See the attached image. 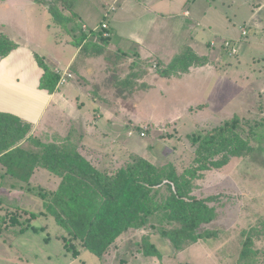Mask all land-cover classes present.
I'll return each mask as SVG.
<instances>
[{
	"label": "rangeland",
	"instance_id": "obj_1",
	"mask_svg": "<svg viewBox=\"0 0 264 264\" xmlns=\"http://www.w3.org/2000/svg\"><path fill=\"white\" fill-rule=\"evenodd\" d=\"M126 1L76 0L72 12L81 18H75L76 22L82 24L81 30H89L107 21L112 22L113 16L115 18L112 23L117 22L114 24L116 30L110 45L106 46V52L101 56H89L88 59L84 55L83 58L80 56L72 66L67 65L61 70V63H56L53 59L60 55L64 61L65 58L69 59L71 52L75 53L73 33L55 27L47 7L36 4L33 0H0V34L10 38L18 46L5 58L0 50V63L5 60L6 65L9 59L18 69L21 64L20 55L13 54L27 50L30 56L34 54L42 57L60 74V80L65 79L64 85H58L56 93L70 100L68 102L71 106L58 104V101L62 102L59 98L55 103L57 107L51 106L46 114L47 119L51 115L54 117L50 125L44 119L38 127L33 126L31 133L37 134L41 142L45 139L43 143H49L50 140L62 143L70 135L76 145H86V151L98 161L101 169L114 170L124 166L131 157L138 156L156 166L172 163L178 173L182 174L193 166L196 158L198 144L194 137L217 127V124H211L217 122L215 117L218 114L215 107H211L209 96L211 87L218 84V77H203L201 85L194 83V79L188 81V86L177 81L167 86V95H160L158 88L156 91L148 89V82L142 88L144 76L152 72L149 83L154 88L157 85L155 79L162 70L160 67L163 68L182 56L185 49L191 52L193 36L201 32L206 35L196 36V41L200 43L199 49L212 59L219 42L215 40L217 45L209 47V40L214 36L204 26L212 22L214 17L222 18L221 14L223 20L218 23L227 24V37L236 44L238 53L243 52V48L252 51V56L247 57L244 64V58L240 63L238 56L226 59L229 66H233V70L227 73L230 76L241 74L243 71L238 70L239 67L242 66L243 70L247 67L250 80L257 78L250 83L251 86L264 88V44L246 43H264V0H196L200 11L192 17L199 18L202 26H197L192 20L188 23L176 13L169 15L164 10L163 13H167L164 19L168 27L166 37L162 42L146 38L143 42L145 47L159 50L160 57L165 61L156 57L140 60L138 53L144 55V47L136 49L132 37H136L135 34H147L144 27L139 26L146 24L150 15L147 12L139 14V4H126L128 12L117 6ZM192 1L183 0L181 4L185 16H190L188 10L193 7ZM167 2L169 0L162 3ZM181 5L179 4V8H182ZM66 12L71 16V13ZM72 27L74 26L69 25L68 28ZM242 32H247V37H243ZM90 40L95 39L89 38ZM28 47L34 51H30ZM197 62L195 60L192 64ZM212 63L217 62L214 60L210 65ZM41 71L43 75L44 72L42 69ZM132 74L138 75V79L132 78ZM126 76L131 83H123ZM233 80L236 81H232L227 87L231 92L227 93V115L224 122L235 120L240 128L234 134L248 139L255 150L248 157L232 159L220 170L207 172L191 192L198 198L214 197L219 200L216 203V206L219 205L217 219L205 227L217 232V239L200 242L178 253L153 229L130 231L101 260L88 251L74 253L67 250L61 240L62 230L54 219L40 217L21 236L13 231L0 232V264H264V233L260 230L264 221V132L256 139L250 137L251 130L254 129L250 127H257L256 123L264 120V103L263 100L255 99L254 94L253 98L246 96L249 91L239 86L238 75ZM220 101L223 106L224 100ZM200 104L205 109L200 110ZM190 106L197 109L190 110ZM207 110L208 115L204 116L203 113ZM77 113L79 117L76 116ZM68 116L77 120L78 124L68 122ZM80 132L82 140L78 137ZM91 132L93 137L89 138ZM95 132L103 136H98ZM130 132L134 133L131 138ZM142 132L146 136L138 137ZM1 171L5 173V164L3 166L0 163ZM11 182L14 181L10 177H7L6 182L0 179V197L3 202L39 209V199L19 188H13ZM31 182L44 189L55 190L60 181L41 168L35 170ZM1 214L5 215L6 212L2 211ZM252 231L261 234V237L253 235ZM147 234H151V241L160 251L161 258L146 257L138 251L141 250L142 238ZM249 234L253 235V246L250 259L246 261L241 259V254Z\"/></svg>",
	"mask_w": 264,
	"mask_h": 264
},
{
	"label": "trees",
	"instance_id": "obj_2",
	"mask_svg": "<svg viewBox=\"0 0 264 264\" xmlns=\"http://www.w3.org/2000/svg\"><path fill=\"white\" fill-rule=\"evenodd\" d=\"M130 1L134 4L141 0ZM33 2L47 7L55 27L73 33L75 41L72 45L81 49V57H96L106 52V46L110 45L115 34L110 21L83 31L80 29L82 24L75 21L79 16L72 12L76 0ZM69 25L74 27L69 29ZM89 38L95 40L89 41ZM230 41L235 44L233 40ZM224 42L222 49L229 54L230 50L225 48ZM215 45L211 44V47ZM17 47L13 40L0 34L3 58ZM191 53L185 49L182 56L160 67L162 70L159 74L172 79L188 71L191 66L205 65L204 59ZM34 58L44 72L39 80V89L54 93L61 79L60 74L42 57L35 55ZM195 60L199 63L192 64ZM132 78L138 79V75L132 74ZM123 83H131L130 78L127 77ZM142 88L145 86L142 85ZM256 125L250 127L254 128L251 130L252 139L264 132V120ZM238 127L240 125L234 120L195 136L198 148L194 164L182 174L172 163L156 166L138 156L131 157L122 167L107 170L99 167L98 161L86 151L85 144L76 145L70 135L62 143L52 140L43 143L45 139L41 142L37 134L31 133V123L0 112V163L6 166L5 173L0 172V179L6 182L7 177L12 178L13 188H19L40 200L39 209L35 210L5 203L0 197V232L13 231L21 236L38 218H53L62 230L61 240L67 250L74 253L88 251L101 260L130 231L153 229L178 253L200 242L217 239L218 233L205 227L217 219L219 205L216 206V203L219 200L214 197L198 198L191 192L207 172L220 170L232 159L245 158L254 152L248 139L234 134ZM78 137L82 140L81 132ZM88 137L92 138L93 132ZM138 137H142L141 134ZM41 168L59 179L55 190H47L31 182L35 170ZM2 211L6 214L2 215ZM260 230L264 233V221ZM252 233L261 237L256 231ZM253 235L247 236L242 250L241 259L246 261L252 254ZM151 240V234L143 237L141 250L138 251L146 257L161 258L160 251Z\"/></svg>",
	"mask_w": 264,
	"mask_h": 264
},
{
	"label": "crops",
	"instance_id": "obj_3",
	"mask_svg": "<svg viewBox=\"0 0 264 264\" xmlns=\"http://www.w3.org/2000/svg\"><path fill=\"white\" fill-rule=\"evenodd\" d=\"M145 1L147 2L145 3L144 1H140V2L138 1L134 3L133 5L139 4V6L137 7V8L141 7L139 12H141V14H144L147 12L150 15L147 23L139 26L140 28L144 27V30L146 31L147 34L146 35L143 34L141 36L135 34L136 37H132V38H133L136 49L137 47L145 48V49L143 48V52L145 53L144 55H141L140 53H138L141 61L152 58V57H156V59L158 60L160 59L162 61L164 59L160 57L158 53L159 50L154 51L149 46L145 47V43L143 41L146 38V39H151V40L162 42V39L166 37L167 31H168L167 22L164 20L165 15L167 13L169 15H173L176 13L177 16L185 18L188 23L189 21L191 22L192 20L193 22L196 23L197 26H202V24L200 23L202 21L199 18L192 17L194 13H199L200 9L198 8L199 6L197 5L199 3L196 2V0L193 1L192 9L190 10L187 9L190 12V16H185L184 15L185 10L183 6L181 5L183 3V0H176L175 2H173V0H169V2L164 3V4L162 2L165 0H145ZM126 4L129 5V4H132V2L130 0H127L125 4L121 3V4H118L117 6H119L121 10L124 9L128 12L129 10ZM179 4L181 5L182 8H179ZM168 6L170 8H168ZM164 10H167V13H163ZM219 15L222 18L214 17L212 22H209L208 24H205L204 26L207 28L206 30H208L214 36L212 39L209 40V43H208L209 47H211V44L214 43L215 40L219 42V45L216 47L217 49L214 51L215 55H213L212 59H210L211 56H209V54H205L199 49L200 43L199 41H196V36L205 37L206 35L201 32L193 36V44L192 46H190V48L192 49L191 52L196 57H200L204 59L205 65L191 66L188 71H186L183 74H180L179 77H175V79L174 78L169 79L159 74L157 76V79H155L157 85L154 88H152L153 85L149 83L151 76H152V72L147 73L148 77L146 75L144 76L145 80L143 82L144 86H146L148 82L147 85L150 86V87L148 86V89L150 88V91H156L158 88L160 90L159 91L160 95H162L163 93L167 95L168 94L167 86L171 83H175L178 81V83L181 82L188 86V81H190L191 79H194V83H199L201 85L200 80L203 77L213 76L215 79L216 77H218L217 78L218 86L215 85L211 87V90H210L211 92L209 96V103L211 107H215L214 109L215 111H217V114H218L217 117H215L217 122H213L211 124L213 125L215 123L217 124L215 125L217 127L218 125L220 126V124H222L225 121V116L227 115V109H226L227 93L231 92V89H228L227 87L229 84L232 83V81H236V80H233L234 76L238 75L239 86L242 89H244L245 87V89L249 91L246 96H251L253 98L252 95L254 94L255 99H260L261 101L263 100V103H264V88H254L253 86H251L250 83L255 82L254 80L255 79L257 80V78L253 79V81L250 80L251 75H249L250 73L247 71V67L245 68V70L242 69V66L239 67L238 70L243 71L241 74H235L234 76H230V73H227L233 70L232 68L233 66H229L230 64L226 62L228 59H231V58L228 52L222 49V46H223L222 42H224L225 40H232V39L230 37H227V33L229 31V27L227 26V24L225 25V24L218 23L223 20V16L221 14ZM114 18L115 16H113V19ZM113 19H112V22H113ZM112 22H111V29L113 32H115L116 27L114 26V24L117 22L115 23H112ZM132 35H134V33ZM130 40H131V37H130ZM165 41L166 39L163 40V42ZM246 43H249L250 45L251 44H259V45L264 44L259 41L258 42L248 41ZM27 49H29L30 51L32 50L34 51V49L31 47H28ZM73 50H75V53L72 54L71 52L70 53L71 56L69 57V59L65 58V60L62 61V57L60 55L55 56V58L53 59L56 63L57 62L61 63V67H62L60 68L61 70H64V68L67 65L72 66V64H74L80 59L81 49L75 47L73 48ZM251 53H252L251 50H248V49L246 50L243 48V52H239L237 55L239 57V61L242 58H244L242 59L243 64L246 63L247 57L252 56ZM15 55H20L21 64L18 69L14 67V64H12L9 59H7L6 65H5L6 63L5 60L0 63V112L15 115L21 118L23 121L31 123L34 127H38L42 120L47 119L46 114L48 113L49 108L51 106L57 107L55 103L59 98L62 99V102L58 101V104H62V106L63 104H66V107L67 105L68 107L71 106V105L69 106V102H68L70 100H67L65 97H60V93H56L55 91L54 93L49 94L39 89V80L42 76V71L39 68V66L36 65L37 63L35 61L34 54L30 56L27 50H23V52L21 50V52L17 51L16 54L15 53L13 54V56ZM62 56H64L63 52H62ZM157 56H159V58ZM214 60L217 63L216 64L212 63V65H210V63L213 62ZM13 69H16L18 71L16 72V70H13ZM235 69L237 68H234V70ZM76 76H77V73H76ZM220 99L224 100L223 106L221 105ZM193 109H197V108L190 106V110H193ZM199 109L203 110L205 109V107H203L202 104H200ZM208 110L207 112L203 113L204 116L208 115ZM76 116L79 117L78 113L76 114ZM68 117H69L67 120L68 122L78 124L77 120H72L71 116H68ZM53 118L54 117L51 115V117L46 120L47 123H49V125L53 121L52 120ZM85 122H87V120H85ZM209 122H206V124H208ZM41 124L43 125V123ZM92 131H94L93 126H92ZM84 133H87V130H85Z\"/></svg>",
	"mask_w": 264,
	"mask_h": 264
},
{
	"label": "built area",
	"instance_id": "obj_4",
	"mask_svg": "<svg viewBox=\"0 0 264 264\" xmlns=\"http://www.w3.org/2000/svg\"><path fill=\"white\" fill-rule=\"evenodd\" d=\"M104 27H106V25H103ZM248 35V33L247 32H242V36L243 37H246ZM214 43H212V45H213ZM224 45H225V48H228L230 51H229V56H231V57H235V56H237L238 55V49H237V46L235 45V44H233L230 40H225V42H224ZM64 83H65V79H62V80H60V82H59V84L58 85H64ZM129 135L130 136H133L134 135V133L133 132H130L129 133ZM141 136L142 137H145L146 136V133L145 132H142L141 133Z\"/></svg>",
	"mask_w": 264,
	"mask_h": 264
}]
</instances>
